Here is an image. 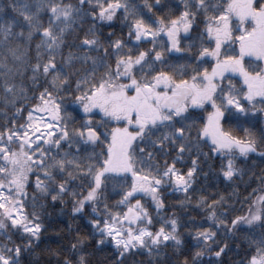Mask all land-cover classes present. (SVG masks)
Listing matches in <instances>:
<instances>
[{"label": "snow or ice", "instance_id": "snow-or-ice-1", "mask_svg": "<svg viewBox=\"0 0 264 264\" xmlns=\"http://www.w3.org/2000/svg\"><path fill=\"white\" fill-rule=\"evenodd\" d=\"M257 159L264 0H0V264H264Z\"/></svg>", "mask_w": 264, "mask_h": 264}, {"label": "trees", "instance_id": "trees-1", "mask_svg": "<svg viewBox=\"0 0 264 264\" xmlns=\"http://www.w3.org/2000/svg\"><path fill=\"white\" fill-rule=\"evenodd\" d=\"M261 167H264V165H261L260 161L257 159V160H256V170L259 171V169H260ZM212 190L215 191L216 189H212ZM219 190L222 191V190H223V186H221ZM237 207L239 208L240 205H237ZM244 207L246 208L247 205H245ZM50 211H51V210H50ZM66 212L68 213L67 215L57 216V215H56V212L53 211V219L58 220V221L60 222V226H61V227H66L67 224H68L69 222H71V223H72V226H73V229H75L78 225H79V226H83V225L86 223V221H85V220H82V219H78V220H76V221H73V220H72V217H71V214H70V213H71L70 208L66 209ZM46 238H50V239H52V240L57 239V237H55V236L53 235L51 229L49 230V233L47 234ZM65 242H66V241H65ZM45 264H46V262H45Z\"/></svg>", "mask_w": 264, "mask_h": 264}]
</instances>
